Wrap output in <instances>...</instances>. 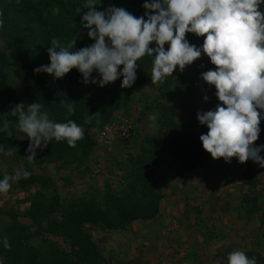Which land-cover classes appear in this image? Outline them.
I'll list each match as a JSON object with an SVG mask.
<instances>
[{
	"label": "trees",
	"instance_id": "1",
	"mask_svg": "<svg viewBox=\"0 0 264 264\" xmlns=\"http://www.w3.org/2000/svg\"><path fill=\"white\" fill-rule=\"evenodd\" d=\"M101 1H114L122 8L130 2L129 8L133 9L136 17L142 16L145 11L142 7L145 0ZM82 3L83 0H0V119L6 117L15 123L16 118L8 114L11 108L21 102L26 105L8 82L9 54H15L19 80L29 103L40 102L49 113V118L56 122L72 119L84 125V138L77 141L75 147H69L64 141L53 140L43 148L44 156L50 161L69 165L87 158L94 145L90 130L107 123L114 111L125 102L127 93L126 88L121 87L122 77L99 87L91 83L83 84L76 69L61 79H54L46 73H34V68L50 63L47 47L53 38L66 45L75 36V50L93 43L81 26V17L86 9L82 8L80 13H76ZM186 38L190 44L200 46L203 43V39L194 34H186ZM150 46L155 47V44ZM167 47L165 44V49ZM137 64L138 73L140 69L152 66L151 58L145 56ZM214 68L209 58L202 54L185 71L181 73L175 70V77L166 79L164 86L172 87L174 100L180 105L182 114L176 120L173 108L162 107L160 127L163 137L151 135L142 139L140 153L133 158L128 174L121 177L120 186L99 190L97 195L75 196L63 209L60 222L50 219L60 206L56 195L34 198L25 212L0 208V222L1 218L7 216L12 223L5 230V233H10L8 237L0 236V241L7 239L10 244V248L5 249L0 243V264H107L88 232V226L121 231L136 221L155 218L163 199L159 189L163 177L160 169L162 161H173L177 170L181 171L210 165V154L202 148L199 140L207 128L199 124L196 114L197 111L214 110L219 103L214 86H209L199 78L200 73ZM92 75L96 76V73ZM58 92L64 95L58 96ZM205 95L209 97L207 102L203 100ZM61 99L74 106L72 115H68L67 109L59 104ZM85 119L88 120L86 124ZM259 126L261 132L254 142L257 146L264 144V120ZM12 133H18L14 125ZM7 139V134L0 133V144L4 145ZM263 154L264 151L260 153L261 156ZM252 171L253 168L249 166L243 184L246 189L249 187L244 190L247 192L245 208L252 205L253 211L260 210L264 204L256 193V177L251 175ZM99 195L104 197L103 202L98 200ZM19 219L29 224H23ZM261 223L264 225V216ZM33 226L36 228L32 230ZM43 233L66 235L70 239L72 252L62 251L50 241L46 248L36 249L30 241L42 237ZM245 254L249 258L255 257L257 264H264L262 252L254 250Z\"/></svg>",
	"mask_w": 264,
	"mask_h": 264
},
{
	"label": "clouds",
	"instance_id": "2",
	"mask_svg": "<svg viewBox=\"0 0 264 264\" xmlns=\"http://www.w3.org/2000/svg\"><path fill=\"white\" fill-rule=\"evenodd\" d=\"M100 4L83 0L76 9V13L86 9L81 26L93 43L75 50V36L66 45L53 38L47 47L50 63L34 68V73L61 79L76 69L85 85L104 87L122 77L121 87L130 88L137 79V62L145 56L151 58V84H164L175 70L182 73L205 54L215 68L200 73L199 78L214 86L219 103L214 110L197 111L199 124L207 128L199 136L202 148L213 159L223 158L226 163L235 157L239 163L251 160L264 167V157L260 155L264 144L254 145L264 120V0H145L140 17L112 5L97 10ZM186 34L203 37L202 45L190 44ZM153 43L155 47L150 46ZM208 99L203 96L205 102ZM59 104L68 115L74 113L70 102L61 99ZM8 114L16 118L15 123L6 117L0 119V133L11 136L14 125L23 134L17 137L29 141V162L34 163L37 150H43L53 140L75 147L84 138L83 124L72 119H50L38 101L17 103ZM158 116H148L149 127H157ZM0 155L11 156V147L5 150L0 144ZM30 175L22 165L11 175L5 172L0 177V195ZM0 243L10 248L7 239ZM227 264L257 261L237 250L228 253Z\"/></svg>",
	"mask_w": 264,
	"mask_h": 264
},
{
	"label": "rangeland",
	"instance_id": "3",
	"mask_svg": "<svg viewBox=\"0 0 264 264\" xmlns=\"http://www.w3.org/2000/svg\"><path fill=\"white\" fill-rule=\"evenodd\" d=\"M96 2L97 4L101 2L100 5H97L98 10H104L109 5L120 7L114 1L96 0ZM130 4V2L124 4V8L133 14V9L129 8ZM201 39L204 38L201 37ZM151 67L140 69L141 71L137 73V79L132 87L126 88L125 102L114 111L110 120L103 126L99 128L93 127L90 130L94 145L91 147L87 158L78 163L69 165L59 161H50L44 156L43 150L39 149L36 152L34 163L29 162L26 159L29 155L26 152L29 141L26 138L20 139L17 137L23 136L22 133L7 135L8 139L4 146L5 150L11 147L12 155H0V177L5 172L9 175L13 174V171L21 165L31 175L27 179H21L19 182L13 183L7 194L0 195V208L25 212L29 209L34 198L40 195L46 198L56 195L60 206L51 215L50 219L60 222L63 218V209L67 207L75 196L97 195L99 190L106 191L107 187L114 189L120 186L121 177L128 174L132 167L133 158L140 153L142 139L151 135L163 137L164 133L160 127L163 113L162 107L173 108L176 120L182 114L180 105L174 100L171 86H164V84L159 83L151 84ZM186 69L187 66L184 71ZM8 82L10 87L21 95L26 105L30 104L24 95L22 84L19 80L17 56L15 54H9ZM155 113L159 114L156 122L157 127L152 128L149 127L148 116ZM110 122L129 125L132 129L130 138L128 140H116L111 143L101 142L99 135L103 127ZM210 159L217 164L219 169L203 172L198 174L196 178L193 177L189 180L184 174L178 173L173 161H162L160 169L163 177L159 182V189L163 194V199L160 210L162 208L165 211L170 208L169 213H171L165 219H160L157 223L153 221H136L121 231H108L100 227L88 226V232L98 245L107 264H177L180 260L177 258L176 255L178 254L175 251L179 246L183 243H190L191 247L194 248L196 243H198L189 238L191 234L189 230L191 229H193L194 234L196 232L199 235L204 234L203 237L210 241V238L217 234H225L226 237L222 241L228 243L227 241L230 240L231 249L220 253L219 256L222 257V262L224 261L221 264H227V255L233 251L232 249L245 253L257 250L264 254V225L261 223L264 216V206L260 210L252 211V205H248V208H245L244 204L246 201H244L243 205H240L242 211L234 217L235 224L240 225L241 230H237L236 227L233 228L231 225L233 220L229 221L228 216V214H231V208H229V205H224L221 199V194L226 190L224 188L225 190L222 191V188H220L222 187L221 182L224 185L226 182L222 179L223 177L219 171L224 168V170L232 169L231 166L233 165L242 168L246 175L248 167L251 166L253 168L251 175L255 177H257L256 174L258 175L259 186H261V191L257 189L256 193L257 195L261 193L262 199L264 197V174L260 177V171H256L257 166L251 160L239 163L233 157L231 158V163H226L223 158L213 159L211 157ZM205 178L213 181L210 183L211 186L208 187V191H205L204 187H202L205 186L204 184H201L200 187L198 182L199 180L204 181ZM240 180L242 184V178ZM210 181H207V183ZM187 182L188 184H186ZM248 188L244 187V190H248ZM168 190H174L180 196H175L176 199L174 197L169 198L166 196L168 195ZM200 190L202 191L200 192ZM204 191L206 193H203ZM174 192H171V194ZM191 192L195 195L196 202L190 200ZM216 193L217 195L215 196L214 194ZM245 193L247 192L244 191ZM206 197L208 198L207 201L204 200ZM98 200L103 202L104 197L99 195ZM175 201H178V207L175 206ZM220 209H222V213L219 212ZM192 213H195V220L198 221L196 224H194L193 220L188 221L187 218L183 220L186 215L194 216ZM180 215H184L182 219L184 229H181V225L176 223L178 219L175 220V217ZM217 219L224 221L219 225L221 231L216 230L215 222H217ZM19 220L23 224H29L28 221ZM192 222L193 226L188 228V224H192ZM11 224L10 218L7 216L1 218L0 236L8 237L10 233H5V230ZM165 224L166 228L163 229ZM254 224L259 225L260 236L257 239L254 235H250L248 229L253 228ZM35 228L36 226H33L32 230ZM257 240L260 241V247H257ZM49 241L55 243L64 252H72L70 239L62 234L43 233L42 237L32 239L30 244L36 249H43L47 247V242ZM200 242L203 243L202 241ZM219 243L218 245H220ZM214 246L211 249H214ZM205 253L208 256L199 255L194 258L192 255L189 258L190 264H193V262L195 264H212L209 260L211 261L212 259L213 250L211 253H208V251Z\"/></svg>",
	"mask_w": 264,
	"mask_h": 264
},
{
	"label": "crops",
	"instance_id": "4",
	"mask_svg": "<svg viewBox=\"0 0 264 264\" xmlns=\"http://www.w3.org/2000/svg\"><path fill=\"white\" fill-rule=\"evenodd\" d=\"M262 157H264V155ZM210 158L211 157L208 158V160L210 162V165L207 166V167H199V168L194 169L192 171H181V170H177V171H178V173H180L182 175L184 174L189 180V179H191L193 177L196 178V176H198V174H202L203 172H209L212 169L215 170V171L218 170L219 167L217 166L216 163L212 162V160ZM254 165L257 166L256 171L257 170L260 171V177H261V175L264 174V167H260L257 163H255ZM222 167H224V166H222ZM231 167H232V169L228 168V170H224L225 169L224 168V169H220V171H219L220 174L223 177L222 179H224L225 182H226L225 185H224L223 182H221L222 187H220V188H222V191L226 189L225 192H223L221 194L222 195L221 199H222V203L224 205H229L230 206L229 208H231V212H230L231 214L230 215L228 214V216H229V221L233 220V221H231L232 227L233 228L236 227L237 230L240 231L241 227H240V225H238V224L236 225L235 224L234 217L237 216L240 211H242V207L240 208V205L242 206L244 201H245V199H246V196L244 194V187H243L244 186L243 178H244L245 173H244V170L242 168H239L237 166L235 167L233 165ZM241 176H243V177H241ZM256 176H257L256 177L257 189L259 191H261V186H259L258 175L256 174ZM240 178H242V184H241ZM206 180L207 179L205 178L204 181L203 180H199L198 182L200 183L199 184L200 187H201V184H204L205 186H202V187H204L205 191H208V187L211 186L210 183L213 182V181L207 180V181H210L209 183H207ZM198 182H196V183H198ZM186 184H188V182ZM201 191L202 190H200V192ZM205 191L203 193H206ZM171 192H174V190H168V195H166V196L169 197V198L170 197H174L175 199H176L175 196H180V194L178 192H176V191L174 193H172V194H171ZM214 195L216 196L217 193L214 194ZM258 196H259V201L260 202L262 201L261 203L264 204V197L262 199L261 193ZM198 197H200V195H198ZM171 200H173V199H171ZM190 200L192 202H196L195 195H193V192H191ZM204 200L207 201L208 198L206 197V198H204ZM177 202L178 201H175V206L176 207L179 206ZM180 202H182V201H180ZM169 211H170V208H168L165 211H163V209L161 208L159 214L155 218H153L152 220H148V221H153V222L157 223V222L160 221V219L161 220L165 219L166 216L170 215L171 213H169ZM219 212L222 213L223 212L222 209H220ZM192 214L194 216L186 215L187 217L185 216L184 219H183L184 215H180V216L175 217V220L178 219V221L176 223L181 225V229H184V226H183L184 224L182 223V219L186 220V218H187L188 221L193 220L194 224H196V222H198L197 220H195V217H196L195 213H192ZM216 221L217 222H215V224H216V228L217 229L216 228L215 229L218 230V231H221L219 229V225L221 224V222H224V221H220L219 219H217ZM163 222H165V221H163ZM193 222H192V224H188V228H191L193 226ZM161 225H163V224H161ZM231 225H229V226H231ZM248 227H250V226L248 225ZM165 228H166V224L164 225L163 229H165ZM248 229H249L250 235L251 236L254 235L256 237V239L260 236L259 225L258 224L257 225L254 224L253 228L251 227V228H248ZM189 231L191 233L189 238H191L192 241L194 240L195 242H198V243H196L194 248L191 247L190 243L189 244H186V243L181 244L179 246V248L175 251L178 254V255H176L177 258L180 260V262H177V264H183V263L187 264V262H188V264H190L189 258L192 255L194 256V258L196 256H199V255L200 256H204L206 254L205 252L208 251V253H211L212 250H213L214 253H212V259H211V261L209 260V262L212 263V264H221V263L224 262V261L222 262V257L219 256L220 253L223 252V251H226L227 249H231L230 248V243H231L230 240L227 241L229 244L226 243L225 241H222V239H224V237H226L224 233H222L223 235L222 234H217L216 236L211 237L210 238L211 241H210L209 239L203 237L204 234L203 235H199V233H197V232L194 234L193 229H191ZM110 233H113V232H110ZM203 233H205V232L203 231ZM112 235H114V234H112ZM200 241H202L203 243H201ZM256 242H257V245H258L257 247H260V241L257 240ZM218 243L220 245H218ZM213 245H215L214 249L213 248L211 249V247ZM226 245H228V246H226ZM232 250L234 251L236 249H232ZM205 256H208V254L205 255ZM193 264H195V263L193 262Z\"/></svg>",
	"mask_w": 264,
	"mask_h": 264
},
{
	"label": "built area",
	"instance_id": "5",
	"mask_svg": "<svg viewBox=\"0 0 264 264\" xmlns=\"http://www.w3.org/2000/svg\"><path fill=\"white\" fill-rule=\"evenodd\" d=\"M132 129L125 123L110 122L103 127L99 138L101 142L111 143L116 140H128Z\"/></svg>",
	"mask_w": 264,
	"mask_h": 264
}]
</instances>
